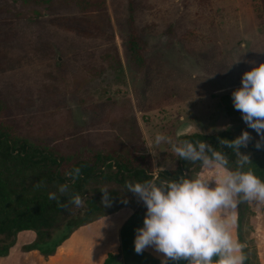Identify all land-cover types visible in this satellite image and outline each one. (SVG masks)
I'll return each instance as SVG.
<instances>
[{"label":"rangeland","instance_id":"374dc122","mask_svg":"<svg viewBox=\"0 0 264 264\" xmlns=\"http://www.w3.org/2000/svg\"><path fill=\"white\" fill-rule=\"evenodd\" d=\"M0 5V104L17 130L66 153L148 152L155 175L175 169L180 160L170 144L156 146L155 136L163 134L179 146L185 134L233 127L241 112L232 110V92L242 86L245 72L264 64L260 0H136L144 66L128 46L129 0H107L106 37L100 39L55 27L51 19L63 14L60 10L33 20L20 2L0 0ZM214 176V170L196 166L190 179ZM106 187L114 190L112 184ZM120 194L124 202L146 209L133 193ZM250 206L253 215L244 232L249 264H261L264 202ZM235 214L232 231L238 239L237 208Z\"/></svg>","mask_w":264,"mask_h":264},{"label":"trees","instance_id":"16d2710c","mask_svg":"<svg viewBox=\"0 0 264 264\" xmlns=\"http://www.w3.org/2000/svg\"><path fill=\"white\" fill-rule=\"evenodd\" d=\"M33 12L31 18L37 19L44 12L56 14L51 23L58 29L83 39L106 37L105 16L107 0H14ZM135 1L129 0V38L128 46L134 60L144 66L146 61V42L136 27ZM0 5V13L2 12ZM66 12V13H65ZM258 16L264 22V0H260ZM110 58V55L107 56ZM111 66L116 68L117 61ZM234 110V107L232 108ZM8 108L0 104V257L9 255L16 244L20 232L32 230L36 240L23 247L24 251L38 250L45 257L54 255L57 249L82 226L108 216L123 207H131L135 212L121 229L122 248L119 254L109 253L104 264H161V260L144 251L135 253L136 229L143 227L146 209L123 201L121 190L127 191L126 182L143 183L152 181L159 185L164 181L190 179V174L201 162L195 163L180 158L175 169L162 170L154 175L152 156L148 152H135L130 149L115 150L111 153L97 152L91 156L78 153H66L57 145L32 142L22 135L13 120H8ZM244 131L253 137L246 148L240 151L250 155L251 162L238 163L240 157L234 148L229 147L231 140ZM223 140L220 143V140ZM261 137L249 128L238 113L233 127L217 134L191 133L181 137V141L206 142L217 151L226 155L232 171H251L264 181V148L255 147ZM210 155V154H209ZM79 167V179L73 181L66 173ZM187 173V174H186ZM191 180V179H190ZM67 184L68 191L59 192V186ZM107 184L114 190L109 191L110 203L116 206L104 211L101 201L104 194L100 191ZM49 193H55L57 199L50 200ZM79 194L83 207H76L69 201ZM238 204L237 235L244 245L242 254L244 264L250 263V247L245 238V226L249 216L253 215L249 201L237 197ZM137 200L133 199V201ZM62 205H67L65 209ZM214 258V264L215 260ZM171 264V262H170ZM180 264H188L181 261Z\"/></svg>","mask_w":264,"mask_h":264},{"label":"clouds","instance_id":"9594fccd","mask_svg":"<svg viewBox=\"0 0 264 264\" xmlns=\"http://www.w3.org/2000/svg\"><path fill=\"white\" fill-rule=\"evenodd\" d=\"M241 84L232 92L233 105L241 112L246 125L261 137L255 145L259 150L264 148V64L245 72ZM252 139L251 134L244 131L228 145L240 157L241 169L251 158L240 149L246 148ZM163 142L170 144L180 158L192 163L200 161L203 169L214 170L215 176L211 181L185 178L159 185L152 181L126 182L127 191L138 197L147 209L143 227L136 229L135 253L142 255L153 248L162 254L161 264H180L181 261L214 264V258H217L215 264H244V245L232 231L236 224L235 209L241 202L237 197L242 196L243 201L264 202V181L251 171L229 169L226 155L206 142L193 144L185 140L178 146L170 137L157 134L154 144L159 146ZM80 174L81 169L77 167L66 176L75 181ZM67 191V184L59 186L61 194ZM100 191L104 194L101 202L110 206L108 188ZM48 198L57 199L55 193H49ZM69 203L83 207L79 194Z\"/></svg>","mask_w":264,"mask_h":264},{"label":"crops","instance_id":"0c3cea01","mask_svg":"<svg viewBox=\"0 0 264 264\" xmlns=\"http://www.w3.org/2000/svg\"><path fill=\"white\" fill-rule=\"evenodd\" d=\"M134 212L131 207H123L82 226L58 248L54 255L49 257L43 256L38 250L24 251L23 247L32 244L37 235L32 230L22 231L18 234L17 242L10 249L9 255L0 257V264H104L109 253L121 252V229ZM90 233L93 234L89 239ZM79 236L86 237L87 240L84 241ZM78 237L77 241H73ZM145 251L160 260L163 258L162 254L153 248ZM261 261V264H264V252L261 254Z\"/></svg>","mask_w":264,"mask_h":264},{"label":"water","instance_id":"95a60500","mask_svg":"<svg viewBox=\"0 0 264 264\" xmlns=\"http://www.w3.org/2000/svg\"><path fill=\"white\" fill-rule=\"evenodd\" d=\"M183 159V158H182ZM187 174V173H186ZM155 175V174H154ZM155 176H158V173L155 175Z\"/></svg>","mask_w":264,"mask_h":264}]
</instances>
